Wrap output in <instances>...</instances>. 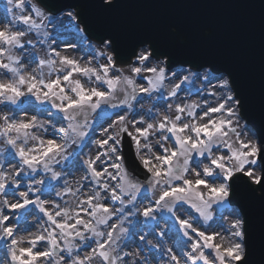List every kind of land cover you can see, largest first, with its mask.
Masks as SVG:
<instances>
[{
    "label": "snow or ice",
    "instance_id": "snow-or-ice-1",
    "mask_svg": "<svg viewBox=\"0 0 264 264\" xmlns=\"http://www.w3.org/2000/svg\"><path fill=\"white\" fill-rule=\"evenodd\" d=\"M7 4L11 19L8 28H0V75L8 78L6 83L0 80V102L7 109L0 116V136L8 146L5 151L13 149L19 162L14 180H9L4 166L12 161L0 162V241L4 258L11 264H40L41 260L47 264L69 260L71 264H89L98 257L102 264H120L127 261L128 253L120 256L117 246L131 234L133 243L148 241L147 247L156 249L146 259L156 262L159 255L160 264H252L257 243L264 251V100L258 114L247 115L241 83L231 68H220L212 60L174 61L172 49H158L152 39L140 40L129 54H121L118 40L122 41L125 34L114 27H103L96 34L102 49L89 46L95 65L92 61L82 64L70 54L75 45L66 41L64 48L57 50L48 31V23L63 26L67 20L75 38L84 43L88 36L83 33L91 35L92 31L82 5L68 0H40L39 5L7 0ZM101 4L111 8L116 3L101 0ZM64 8L72 11L61 19L56 13ZM17 10L19 14L13 16ZM31 33L35 36L28 38ZM37 43L47 47L43 55L36 51ZM32 63H36L35 72L28 71ZM177 64L181 71L169 76ZM118 65H126L127 74ZM205 65L210 70H205ZM201 76L208 84L217 82L209 90L214 99L179 100L181 85ZM170 81L179 82L166 87ZM165 93L172 101L166 110L153 104L146 111H134L154 96L162 99ZM22 97H34L54 109V114L45 109L40 115L48 116L50 123L54 115V122L61 125L53 138L32 136L39 140L38 146L26 147L32 131L43 126L39 117L20 119L19 113L9 107L23 104ZM108 108L120 111L109 115ZM104 117L108 127L100 124L99 135H90L96 133L93 122ZM239 120L244 121L243 128ZM57 133L66 143L71 141L74 146L79 141L89 149L83 163L90 183L77 189L63 187V196L78 198L75 206L69 201L63 207L58 201L49 203L50 196H42V189L37 188V184H44L42 179L35 183L21 179L23 168L38 174L41 166L52 179L60 178L53 165L67 149L55 138ZM125 134L134 146V156L131 150L125 153L121 149ZM153 137H159L161 143L153 144ZM153 150L157 153L154 157L150 155ZM129 154L134 157L131 163ZM197 156L207 160L208 166L201 169L194 162ZM141 167L146 170L152 191L159 188V193L154 200L143 197L148 203L142 209L134 212L125 207L117 216L110 201L123 205L126 200L135 204L140 199L144 186L133 178V170L140 171ZM109 181L118 184L114 187ZM90 185L95 190L81 196ZM33 216H37V223L27 224V218ZM226 218L231 231L220 223ZM162 224L167 230H161ZM19 230L28 231L30 238L24 241L18 237ZM225 235L234 239L227 247L222 239ZM163 238L173 240L178 247L161 251ZM79 241H85L91 255H79L75 247ZM25 243L27 247L21 246Z\"/></svg>",
    "mask_w": 264,
    "mask_h": 264
},
{
    "label": "water",
    "instance_id": "water-1",
    "mask_svg": "<svg viewBox=\"0 0 264 264\" xmlns=\"http://www.w3.org/2000/svg\"><path fill=\"white\" fill-rule=\"evenodd\" d=\"M68 2L82 5L91 37L96 39L106 26L124 33L118 40L121 54H129L140 40L152 39L158 49L171 48L174 61L212 60L231 68L246 98V114H258L264 100V0H114L111 8L101 0ZM171 25L177 27L175 33ZM129 150L134 156L125 137L124 152ZM133 156L129 154L130 163ZM255 226L258 234V219Z\"/></svg>",
    "mask_w": 264,
    "mask_h": 264
},
{
    "label": "clouds",
    "instance_id": "clouds-1",
    "mask_svg": "<svg viewBox=\"0 0 264 264\" xmlns=\"http://www.w3.org/2000/svg\"><path fill=\"white\" fill-rule=\"evenodd\" d=\"M110 2H112V0H105V3H110ZM18 14H19V11L12 13L13 16L18 15ZM0 27L8 28V25H3ZM170 30H171V32L175 33L177 31V27L175 25H171ZM14 54H17V53H14ZM19 54L25 55L26 53H19ZM109 54H111V53H109ZM205 70H210V66L205 65ZM28 71H34L35 72V71H37V68L36 67L31 68V69H28ZM177 71H181V69H177ZM0 80H3V82L6 83L8 81V78L0 75ZM166 87H170V86L167 85ZM23 100H24L23 104H20L19 102H17V104L10 105L9 107H11L13 110H18L19 108L29 106V105L36 108V110H37L36 115L39 117L38 122H41L43 126L37 127V128H35V131H32V135L29 136L28 143H27L26 147H32L34 145L38 146L39 140H33L32 136H36V137L42 138L44 140H47V139H49V137H52L55 130L59 129L61 127V125L54 122V119H55L54 115H53V122L52 123H50L48 116L40 115V112L42 110H45V109H47L50 114H54L55 111L48 108L47 105H41V103L39 101H37L35 99L33 100L32 97H24ZM159 102H160V99H158L157 97L154 96L152 101H150V102L146 101L144 104L138 105L134 111H146L148 109H151L153 104L158 105ZM106 111L108 112L109 115H112L114 112L120 111V109L108 108ZM4 114H6V110L3 107V103L0 102V116H3ZM7 114L10 115L11 113H7ZM169 114H171V113H169ZM29 118H31V117H28V116L20 117V119H29ZM104 119H105V117L97 119L95 124L93 125V127L97 130L98 126L104 121ZM242 121L243 120L238 121L241 128H243V126H244V123H242ZM187 122L191 123V121H187ZM2 124H3V121L0 120V125H2ZM90 135H95V133H91ZM55 138L57 139V141L59 143L66 144V149H67L66 152H62L58 157H56V159L58 160V163L53 165V168L55 169V171L60 173V178L58 180L52 179L51 174L46 173L43 170V167L41 166L38 174L31 172L27 168H23L24 176H22L21 179L25 180L26 183H28V182L35 183L36 181H39L42 179L44 181V184L43 185L37 184V188L42 189V191L40 193L42 196H46V197L50 196L49 203H53V202L58 201L60 203V205L63 207V206H65V201H69L71 203V206H75L78 198L74 199L73 197L63 196L62 195L63 187L68 186V187H71L73 189H77L82 184H84L85 181H88L87 173L84 170L83 161L86 158L89 149L87 147H84V145H82L79 141H76L74 146H73L71 141L66 143L59 136L58 133L56 134ZM152 143L153 144H159V143H161V140L159 137H153ZM167 143H168V146L171 147V142L169 141ZM19 146H20V143L18 142L17 147H19ZM7 147L8 146L5 144V138L0 136V152H6L5 148H7ZM86 148L88 149L87 151H85ZM10 149L11 148H9V150ZM9 150L7 152H9ZM11 150H13V149H11ZM93 151H94V148H93ZM150 155H152L154 157L155 155H157V153L153 150L150 153ZM213 158H215V154L213 155ZM18 162H19V160H16L15 163L9 164V166L7 168H5V171L9 174V180L15 179L14 173L16 171V164ZM194 162L197 163L201 169L208 166L207 160L202 159L199 156H197L195 158ZM121 163H123V162H121ZM233 164H234V162H233ZM193 171H195V169H193ZM133 178L136 179L139 183H141L144 186L143 190L139 193L140 199H138L135 202V204L129 203L126 200L123 205L120 204L119 202H111L110 201L111 206L114 210V213L117 216L120 215V210L122 208H125V207L133 209L134 212L137 209H142L148 203L147 200H143V197L148 196L150 199L154 200V199H156V197L159 193V190H160L159 188H157L155 190V192L152 191L151 187L149 186V177H148L147 173H145L141 170L140 171L133 170ZM105 179H107V177H105ZM109 183L112 184L114 187L118 184V182H113V181H109ZM94 190H95L94 185H90L89 188L82 190L81 196L91 194ZM57 193H61V195L59 197H57V195H56ZM2 199H3V197L0 196V200H2ZM141 200H143L142 203H141ZM85 219H87V217H85ZM24 223H25L24 221H21V224H24ZM26 223L27 224L37 223V216L28 217ZM40 223H43V221H41ZM220 223H222L224 225L225 229H228V231H231V229L228 228V225L230 223L229 219L226 218L224 221H220ZM105 230H107V229L105 228ZM161 230H167L166 226L162 224ZM34 231L35 230H33L32 234H34ZM17 235H18V237H22L24 241H27L30 238V233L28 231H25V230H19L17 232ZM87 236L90 238L91 234L88 233ZM151 239H152L151 237H148V240H151ZM158 239H160V238L158 237ZM222 239H223L225 247H227L230 242H234V239L231 236L225 235L222 237ZM132 240H133V237L131 236V234H129L126 238L121 239L119 246H117L118 254L120 256H123V254L125 252L128 253L127 261L122 260L120 262V264H160L159 255H157V261L156 262H153L150 258L146 259V257H149L150 251L151 252L156 251V249H149L147 247L148 241H144V242L137 241L136 243H133ZM220 242H221L220 240L217 241V243H220ZM152 243L155 244L156 242L152 241ZM125 244H128L129 247L125 248L124 247ZM161 244L163 246L161 248V251L163 250V248L178 247V245L173 240H169L167 238H163L161 240ZM137 245H139V247H137ZM21 246L27 247L28 245H27V243H25V244H22ZM75 247L79 249V255H81V256H88V255L92 254L90 249L85 246V241H79L75 245ZM182 251H187V249H184ZM72 255L74 257L76 255V253L74 252ZM251 260H252V264H264V251L261 250L259 243H257L256 246L253 248ZM0 264H11L10 259L4 258V248H3V242L2 241H0ZM40 264H47V261L41 260ZM64 264H71V261L70 260L65 261ZM89 264H102V262L98 257H96V258L92 259L89 262ZM189 264H190V262H189Z\"/></svg>",
    "mask_w": 264,
    "mask_h": 264
},
{
    "label": "rangeland",
    "instance_id": "rangeland-1",
    "mask_svg": "<svg viewBox=\"0 0 264 264\" xmlns=\"http://www.w3.org/2000/svg\"><path fill=\"white\" fill-rule=\"evenodd\" d=\"M26 3L28 5H30L31 3H36L35 0H26ZM37 4V3H36ZM10 7L7 4V0H0V26L3 25H8V21L9 19H11V14L8 13L6 11V9ZM19 11V10H17ZM67 12L59 14L57 16H59L61 19L64 18V16H66ZM76 21H74L75 23ZM81 27V25H80ZM3 28V27H0ZM82 28V27H81ZM48 31L50 32L51 36L53 37L55 44L54 46H58L57 50H61L64 48V44L66 41L71 42L73 45H75V48L71 50L70 54L76 56L82 64H85L89 61H92L93 65H95V61L93 60V54H89L90 52V45H95L97 47V49H102V46L98 43L89 41L88 39L85 40L84 43H79L78 40L75 38L76 37V33L75 30L72 28V26L70 24H68L67 20H65L64 25L60 26L57 24H53V23H48ZM83 35H85L83 33ZM33 36H35V33H31L29 34L28 38H32ZM86 36V35H85ZM52 41H50L51 43ZM36 51L40 53V55H43L44 52L47 51V47L45 45L36 44ZM26 63L28 62L27 60L25 61ZM101 63H103V60H100ZM36 67V63H32L30 68H35ZM177 69H181V67H177L174 71L171 72H175L177 71ZM186 69V68H185ZM171 72H169V76H171ZM125 74H127V69H125ZM186 74V73H185ZM141 83H144L143 81H140ZM179 81H170L168 82V85L171 86V83H176ZM216 81L213 80L211 82V84H208L207 81L203 80V76H201V79L199 80H190L188 82H185L184 84L181 85L182 90L178 93V98L179 100L188 102V101H197V102H201L203 100L206 99H213L214 97H210L209 96V90L214 88V86L216 85ZM21 99H24L23 97ZM32 99L34 100L35 98L32 97ZM172 101L167 97L166 93L164 95V97L162 99H160L159 104L157 105V107H160L161 105H163V108L161 109L166 110L167 109V104L171 103ZM22 109H26L27 111L25 112V110H21L18 109L16 110L19 113V117H23V116H28L31 117L32 115H36L37 114V110L36 108L32 107V106H25L22 107ZM7 111V109H5ZM53 111H55L54 109H52ZM107 118V117H105ZM112 119H115V116H112ZM95 124V122H93ZM242 123H244V121H242ZM103 124L104 127H107V123H101ZM35 131V129L33 130ZM100 132V128L98 126L95 135H99ZM49 138H53V137H49ZM88 149L86 148L85 151H87ZM10 153V154H9ZM8 160H11L12 163H15L16 160H19V157L15 155V152L13 150H9V152H0V162H6ZM5 168H7L9 166V164L5 163L4 164ZM90 181H85L84 184H89ZM14 187V186H13ZM10 214V211H9ZM147 231V229H146Z\"/></svg>",
    "mask_w": 264,
    "mask_h": 264
},
{
    "label": "bare ground",
    "instance_id": "bare-ground-1",
    "mask_svg": "<svg viewBox=\"0 0 264 264\" xmlns=\"http://www.w3.org/2000/svg\"><path fill=\"white\" fill-rule=\"evenodd\" d=\"M214 99V98H213ZM85 189H87V188H85Z\"/></svg>",
    "mask_w": 264,
    "mask_h": 264
}]
</instances>
